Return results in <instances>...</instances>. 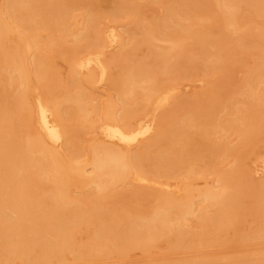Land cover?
I'll list each match as a JSON object with an SVG mask.
<instances>
[{
    "label": "bare ground",
    "instance_id": "obj_1",
    "mask_svg": "<svg viewBox=\"0 0 264 264\" xmlns=\"http://www.w3.org/2000/svg\"><path fill=\"white\" fill-rule=\"evenodd\" d=\"M1 1L0 264H13L16 258L23 264L49 263L63 260L70 250L77 261L122 255L134 247L148 252L160 238L166 239L171 249L192 248L217 240L220 232L230 229L240 240H264V180H251L252 176L246 170L243 172L241 154L249 143L264 134V24L259 27L254 23L255 16L264 18V0H180L177 8L176 0H150L146 1L150 6L164 3L160 13L150 17L145 14H150V10L143 1L115 0L114 9L109 11L134 16L132 29L128 30L133 40L128 49L112 57L101 50L103 36L96 22L98 3L105 0ZM84 2L88 8L80 29L86 32L76 34L77 44L72 49L82 45L87 48L84 55L69 58L71 73L61 84L55 81L49 53L51 49L65 47V42L43 40L45 37L38 31L44 27L49 35L57 33L64 37L72 27V11ZM246 15L248 20L242 23L240 18ZM231 29L242 30V34L232 38ZM106 38L112 45L123 42L116 29ZM155 39H165L169 45L154 49ZM143 44L148 48L142 54L151 57L148 60L146 56L135 58ZM194 45L202 52L203 67L224 73L233 68V59L241 55L240 46H246L251 54L255 51V65L247 69L242 79L244 88L231 87V82L225 87L216 83L192 99H179L172 110L181 113L169 121L161 120L163 123L156 131L155 118L133 123L137 97L153 103L157 109L171 104L178 71L185 68L192 72L200 66V61L196 62L191 55L196 49ZM92 46L97 49L93 51ZM125 46L123 43L122 47ZM115 59L119 65L116 73L111 63ZM32 74H36L41 89H48L47 94H37L33 103L29 100ZM160 75L165 78L160 79ZM3 78L9 90L5 83L3 86ZM82 79L90 84L108 79L120 101L105 106V140L89 148L93 169L90 175L86 162L66 161L59 152L60 145L65 144L66 150L79 156L70 134L73 125L68 123L81 125L99 106L91 104L90 94L81 87ZM236 93L241 100L236 101ZM219 112H225L227 117L223 120ZM219 129L239 136L235 146L215 142ZM151 134L149 142L131 152L132 145ZM77 137L81 138V134ZM222 151L234 154L236 162L229 169L213 165L217 185L198 188L183 181L178 193L173 194L168 190L169 184L159 182L164 187L153 193L157 203L132 215L122 213L126 201L115 207L104 203L109 192L128 197L126 191L118 192L120 183L146 182L150 173L168 176L170 163L181 168L190 161V172L197 174L199 169L197 163H192L193 157L200 155L202 163L205 158L211 163ZM46 182L44 189L42 184ZM76 184L79 193L74 195L71 187ZM90 184L96 188L88 190ZM132 191L147 194V190L138 187ZM247 214L259 221L256 229L242 232ZM195 217L201 231L187 228ZM80 224L91 229V235L88 242L78 245L76 233ZM214 261L202 255L180 260L160 258L156 264H264V250L235 260Z\"/></svg>",
    "mask_w": 264,
    "mask_h": 264
},
{
    "label": "rangeland",
    "instance_id": "obj_2",
    "mask_svg": "<svg viewBox=\"0 0 264 264\" xmlns=\"http://www.w3.org/2000/svg\"><path fill=\"white\" fill-rule=\"evenodd\" d=\"M140 1L144 2V4L141 3L144 6L146 5L148 6L149 8L148 11L150 10L149 11L150 14H148V12L145 13L146 16L148 17L155 16L157 15V13L159 14L164 5V3H158V4L155 3L153 4L154 6L153 5L150 6V3H146V1L150 2V0H140ZM175 2L177 6H174V5L173 6L176 8L179 7L181 3L180 0H176ZM177 2H180V3H177ZM78 4L75 7V9L72 11L71 19L69 20V23H71V26H72L70 28L71 31L69 30L70 32L69 31L68 33L66 32V35L64 37L57 35V33L56 35L54 34L49 35L48 31H46L47 29L44 30V27L40 28L39 29L40 31H38L42 38L45 37L43 40L47 38V40L55 39L54 41L56 42L57 40L58 41L61 40L65 42V45L63 44L65 47H59V48L57 47V48L51 49L50 50L51 52L49 53V58L50 60L52 59L51 61L53 62L52 69H54L55 71L53 72V74L56 75L54 76V78L56 77V80L55 79L54 80L57 82H60L61 80H64L66 82V80L69 78V75L71 73L69 58H71L72 55L73 56L74 55L75 56L84 55L83 53H85L86 51L85 49L87 48L84 45H82V47H79V48L76 47L77 49L75 50L72 49V47L76 46L77 44L76 40L78 36L76 37V34L77 33L82 34L86 32V30H82L80 28L82 27L81 22L83 20V16L85 15L86 10L88 8L86 7L87 3L85 4L78 3ZM196 4H199V3L197 2ZM115 5H116L115 0H105V1H100L98 3V8L100 9V11L97 14L96 22L101 31V36H103L102 40L104 42V45L102 46L101 50L108 57L115 56V54H117L118 52H123L124 49H128L130 46V43L133 40L132 36L130 35L128 31L132 29L131 20L134 17L133 14H129V13L124 14V15L114 14L115 12L114 11L111 12V11L114 9ZM151 7H154L155 10L153 11L154 8L151 9ZM152 12H154L155 14L153 13V15H151ZM204 12L206 14L207 11L204 10L203 13ZM241 13H243V10L240 11V14ZM247 16L248 15L240 18V21H242V23H245L243 22V20L247 21L248 20ZM261 20H264V18L260 16H255V19H254L255 26L257 25L260 27V25H263L264 22ZM259 21L261 22V24L259 23ZM256 22L258 24H256ZM186 23L189 24L188 21ZM112 29H116V32L121 36L123 42H119L114 45L108 42V39L106 37ZM215 29L216 28H213V30ZM231 30H232L231 32L232 38H236L238 37L239 34H242V30H239V31H235L233 29ZM133 33L135 32L133 31ZM48 35L50 36L49 38L47 37ZM123 43L126 44L125 47H122ZM66 45L68 46V48H66ZM168 45H169V42H167L165 39H155L154 44H152V47H154L155 49L156 47L162 48V47H167ZM146 46L147 45H145L144 47V44H143L140 47V49L137 50L139 52L136 53V56L137 55L138 56L135 58L141 59L144 56H146L145 59H147V57L149 59L151 58L147 55L142 54L143 51H145L148 48V47L146 48ZM195 46L196 45H194L193 47V48H196L193 50L195 54H193L194 52L192 51L191 55H193L194 59L197 62L202 59V52L198 49L197 46L196 47ZM209 48L211 50H214L213 48H211V46ZM90 49L95 51L97 48L96 46H92L90 47ZM239 50L241 52V55L238 57V59L237 58L233 59V62H232V65H234L232 66L233 68H230V70H226L225 73L222 70L219 71V69L218 70L217 69H207L203 67V65L200 64L201 61L198 62V64L200 65L198 66V69L193 70L192 72L190 71L187 72L185 68H182V71L181 70L178 71L177 76L173 80V85L176 88V91L172 97L171 104L169 105L167 104L164 107L157 109L153 103L151 102L146 103L144 100L139 99L137 97L136 98L137 105L135 106L134 104V108L137 111L134 109L135 112L133 114L135 115L137 113V115H135L134 119H131V121L133 120L134 122L133 121L132 122L136 124V122H138L140 119H147L151 121L155 118V121H156L155 131H156L157 129L161 127L163 123L161 120H164V122L169 121L173 119L174 115H179V113H181V112L176 113L177 111L172 110L173 103H176L179 99H182V98L192 99L194 98V96L203 94L206 90L213 88L216 85V83L219 85L221 83V86L225 87L226 83L231 82L232 83V84L230 83L231 87H234L236 89L244 88V86H242L243 85L242 79L247 74L248 72L247 69L255 65L254 61H256L257 58L255 55H253L255 51H253L251 54L249 49L246 46H240ZM146 52L147 51H145L144 53ZM139 53L141 54V56ZM133 54L135 56V53ZM111 63H112V66L116 69L115 70L113 68L114 73L119 71V68L117 69V67H119L117 63V59L112 60ZM160 76H162V78L160 77V79L165 78L164 75H160ZM60 77L62 79H60ZM81 77H84V75H81ZM3 79H4L3 80L4 82L2 84L5 87L4 83L6 82V80L5 78ZM29 80H30L29 81L30 82L29 83L30 84L29 100L31 101V103H33L34 99L39 94H41V92L46 93L47 88L42 87L41 89V87H39L41 86V84L39 86L37 85V83L39 82L36 83V81L38 80L36 77V74L30 75ZM64 81L60 83L61 84L65 83ZM81 81H82L81 87H83L84 90L90 94L88 95L91 97V104L93 106H95L94 104H96V106L97 105L99 106L96 111L92 110V112H90L88 116V120H90L89 122L87 120L83 122L81 125H77L76 123L73 124V122L68 123L70 127L73 125L71 127L72 132L70 134L72 136V140L75 143V148H76L75 153L79 156H74L68 150H66L65 144H63L62 146L60 145L59 152L62 155V158L66 161H72L75 163L86 162L88 164L87 174L90 175L93 169L90 163L91 156L89 154V148L91 145L96 144V143H101L105 140L103 133H102V126L106 122V118L104 116L105 106L108 102L119 104L120 101L117 98L116 90L112 88V86H110L109 84L110 81L108 79H105L103 82L93 83V84H90L89 82L83 79ZM5 84H6L5 88H7L8 83H5ZM7 89L9 90V87ZM223 90H225V88ZM37 91L40 93H38ZM11 92L12 90L10 89V93ZM235 97L237 98L236 101L241 100L242 98L240 94L238 93L235 94ZM220 112L218 116L222 119L223 118L225 119L227 117V114H225V112L220 114ZM263 122H264V115H263ZM263 127H264V124H263ZM27 128L29 127H23L25 131L30 130L32 127L30 126V129H27ZM219 130L217 132L218 134L216 133L215 135L216 136L215 142L217 140V141H220L219 143H222V144L226 143V146L229 145L231 147V146H235V144L239 141V136L236 133L226 132L225 130H221V129ZM24 133L25 132H23V134ZM80 134H81V138H78L77 136ZM153 134H151L147 138L142 139L140 142H137L136 144L132 145V147H130V149L132 150L131 152L133 151L136 152V150H138V148H140V146L143 143L145 144L149 142V139L153 137L152 136ZM121 147L124 148L125 146L121 145ZM222 152H219L220 154H218L217 157L214 156L213 161L211 163H209V160L207 158H205L206 160L203 159V163H202L201 158L203 157L202 156L200 157V155L193 157L192 163L194 162L197 163L196 167L199 169V173L197 174H192L190 172V169L192 167L190 161L189 163H186L183 165L184 168H182L183 166H181V168H177L175 165L170 163V164H167L168 169L171 170L168 176H160V174L155 175L149 172L150 173V175L148 174L149 179L146 182H139L136 180L134 181L132 180L131 181L132 184L120 183L117 186L119 188L118 192H122V190L126 191L125 195L128 193L126 196H128L127 197L128 199L131 198L130 201H128V199L125 198V196L121 197L119 194L109 192L107 193L104 203L107 207H115L116 205L119 206V202L126 201L125 205L123 206L122 213L132 215L136 211H140V210L146 211L148 209H151L157 203L158 198L153 193L159 191V189H163L164 187L161 185L162 183L158 184L159 182H163V184L164 183L169 184L170 188L168 190L171 191L173 194L178 193L177 189H179V187L181 188V185H182L181 183H183V181H190L194 184L195 187H198V188L217 185L218 184L217 176H216L217 173L215 172L216 170L213 165L216 164L217 168L229 169L236 162L234 154L232 155V154H226V152L224 153V151ZM241 154L243 155L242 157V161H243L242 163L244 165L243 172L246 170L247 173L252 176V178L250 176L251 180L253 179L254 181L264 180V134L259 135V137L256 138L252 144L249 143L248 147L245 148V150H243ZM214 158H216V160H214ZM195 159L196 161L197 160L199 161L200 159L201 162L200 161L196 162ZM205 163H206L205 165L206 167L203 166ZM207 164L209 165L207 166ZM210 164H211V167H209ZM147 167L151 169V166L150 167L147 166ZM258 170L259 172H257ZM244 174L246 175V173ZM248 174L246 175L247 177H248ZM42 185H43L42 188L47 189L46 187L48 186V182ZM123 185H127V187ZM78 186L79 184L72 185L71 187L72 194L76 195L79 193ZM134 187L147 190L148 195L143 194L144 196H146V198L143 195H139L138 193L132 191ZM87 188L88 190H94L96 187L93 184H90L89 186H87ZM258 221L251 214H247L244 217L242 225H241L242 232H247V231L256 229ZM189 225H188L189 227L187 226L188 229H192V230L195 229L199 231L202 230V228L199 227L200 224L196 217L191 219ZM90 231L91 229H88L85 224L78 225L77 233H76V242L78 243V245L89 241V235H91ZM209 239H212V238H209ZM261 250H264V240H261V241L240 240L239 237L234 235V230L230 229L229 231H226V232L225 231L220 232L217 237V240H212L210 243H207L202 246H194L192 248L171 249L170 247H168L167 240L160 238L154 243L153 247L148 252L144 251L140 247H134L130 249L127 253L122 254V255L113 254L111 256H103V257L98 256L99 258L97 257L95 260L85 259L84 261L82 260L77 261L74 258L75 257L74 253L70 252L71 251L70 250V251H66L65 257L63 260L54 259L52 262L49 261V263L47 261H42L41 264H156V262L159 261L160 258L180 260V259L187 258V257H199L202 255L210 256L216 260L214 261L215 263H218L219 261H225L226 259L235 260L237 258H242V256H246V255L248 256L251 253L256 254L258 253V251L260 252ZM13 261H14L12 262L13 264H23L20 258L19 259L16 258ZM29 264H33V263L31 262Z\"/></svg>",
    "mask_w": 264,
    "mask_h": 264
}]
</instances>
